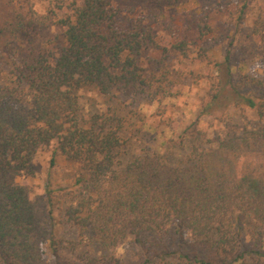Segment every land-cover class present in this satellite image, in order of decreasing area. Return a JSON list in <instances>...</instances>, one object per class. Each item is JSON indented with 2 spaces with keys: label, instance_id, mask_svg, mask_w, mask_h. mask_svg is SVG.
Masks as SVG:
<instances>
[{
  "label": "trees",
  "instance_id": "trees-1",
  "mask_svg": "<svg viewBox=\"0 0 264 264\" xmlns=\"http://www.w3.org/2000/svg\"><path fill=\"white\" fill-rule=\"evenodd\" d=\"M143 2L127 25L113 0H62L6 28L9 41L33 39L40 49L0 83V264H50L48 248L52 264H122L114 252L127 240L138 264H264V77L233 70V40L216 55L223 36L213 16L224 0ZM170 8L194 21L191 34L158 28ZM232 17L238 24L249 17L253 39L264 44V0H240ZM52 26L60 33L42 39ZM148 51L159 54L150 58L153 70L143 60ZM188 80L208 89L196 120L174 141L190 147L176 161L162 147L128 152L143 127L130 129L112 98L86 113L79 95L93 87L105 97L132 91L160 102L179 97ZM216 107L251 109L259 124L226 126L209 144L199 124ZM51 148V165L61 154L80 166L76 187L48 184L34 195L17 180L34 177L36 155ZM60 224L77 238L63 244ZM61 248L78 261L60 259Z\"/></svg>",
  "mask_w": 264,
  "mask_h": 264
},
{
  "label": "rangeland",
  "instance_id": "rangeland-1",
  "mask_svg": "<svg viewBox=\"0 0 264 264\" xmlns=\"http://www.w3.org/2000/svg\"><path fill=\"white\" fill-rule=\"evenodd\" d=\"M260 1L262 0H255V4L258 5ZM60 2L62 0H0V28L5 26L6 29L11 21H17L22 14L27 12L37 10L45 14L50 8H56ZM113 3L121 10V21L125 25L128 24L127 21L140 16L144 11L143 0H113ZM239 3L240 0H227L226 2L224 0L221 4L223 11H217L213 16L217 31L223 36L221 39L222 46L216 50V55L221 57L226 44L233 40V70H242L247 74L258 73L264 77V44L253 39L249 17L243 24H238L232 17V12L235 13ZM181 14H184L181 8L166 9L164 15L159 17L158 28L176 31L180 29L178 35L187 32L191 34L188 29L191 28L190 26L194 27L195 23ZM172 24L174 25L173 28L169 27ZM59 33V27L52 26L41 34V38L44 40L53 39ZM15 39V42L9 41L10 36L7 29L2 33L0 32V83L7 82V80L11 82V65L31 60L33 52L40 49V46L33 39L23 40L17 37ZM158 56L159 54L154 51H148L143 56L148 70H153L156 66L154 63H150V58H157ZM206 88L208 89L206 84L197 85L188 80L179 97L168 98L160 102L151 101L132 91H117L116 95L105 97L93 87L82 88L79 95L86 113L104 108L107 105V100L112 98L120 103L123 112L127 114L131 121L130 129H134L136 126L143 127V132L137 137V142H132L133 144L126 148L128 152L133 153L134 150L140 152L148 148L155 149L158 147L160 149L162 147L161 150H168L169 157L176 161L185 158L190 147L174 145V141L196 120L204 104L203 96ZM259 121V117L251 109L229 107L226 110L222 107H216L213 114L203 115L199 127L205 133V142L208 141L209 144H212L215 139L225 137L226 126L229 131L239 132L244 127L257 126ZM52 156L53 148L38 152L35 157L36 175L34 177H19L17 181L28 184L34 195L43 194L48 184L55 189L60 187L75 188L80 166L61 154L56 155L55 164L51 165ZM56 230L57 236L64 240L63 244L77 238V231L67 225H57ZM95 251H99L101 254L102 251L106 252V249L95 246ZM110 252L108 251V253ZM114 254L122 264H138L140 262L138 250L135 244L129 240L119 245ZM59 256L60 259L72 263L78 261L76 254L68 248L59 249ZM46 261L50 264L55 261L50 248L47 249Z\"/></svg>",
  "mask_w": 264,
  "mask_h": 264
}]
</instances>
